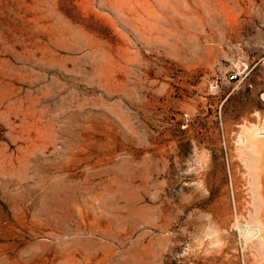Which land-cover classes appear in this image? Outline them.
Listing matches in <instances>:
<instances>
[{"label":"rangeland","instance_id":"1","mask_svg":"<svg viewBox=\"0 0 264 264\" xmlns=\"http://www.w3.org/2000/svg\"><path fill=\"white\" fill-rule=\"evenodd\" d=\"M263 121L264 0H0V264H264Z\"/></svg>","mask_w":264,"mask_h":264},{"label":"bare ground","instance_id":"2","mask_svg":"<svg viewBox=\"0 0 264 264\" xmlns=\"http://www.w3.org/2000/svg\"><path fill=\"white\" fill-rule=\"evenodd\" d=\"M252 128H254V127H252ZM253 130H255V129H253ZM252 131L250 133H249V131L248 132L243 131L245 133L243 134V132H242L243 135L242 134L241 135H242L243 142L244 143L246 142L250 146V149H251L250 152H252V153L256 152L257 155H255V157H257V159L259 157L258 161H257V159L254 158L257 161L254 163L257 166H254V167L255 168L258 167L256 169L258 171V176H257V173H255L258 180H256L257 178H255L254 180H256L258 182L257 187H259V188H257L255 185V187H256L255 190L252 189L255 191L254 195H255V193H257V196L255 195L256 196L255 200L258 201L257 202L254 200L253 206H254V202H255V205H256V203H259V205H258L259 208H256L257 207V205H256V207H255L256 209L254 208V210H255L254 213L250 217L249 221H247L246 224H244L241 227V229L243 228L242 231L245 233V234L243 233V237L245 236L244 238H246V240L251 242L252 248L255 247L254 250L257 251L258 254L259 253L261 254L262 259L264 261V121H263V124L261 126L256 127V130L254 132H252ZM240 139H241V137L239 138V141H241ZM252 149H254V150L252 151ZM252 153H251V155H252ZM246 155H244L243 157H245ZM249 155H250V153H249ZM247 156L245 158L249 157V156L248 157ZM246 160H248V159H246ZM250 167H252V166H250ZM257 182H255V183H257ZM256 189L258 192L256 191ZM241 229H240V233H241Z\"/></svg>","mask_w":264,"mask_h":264},{"label":"built area","instance_id":"3","mask_svg":"<svg viewBox=\"0 0 264 264\" xmlns=\"http://www.w3.org/2000/svg\"><path fill=\"white\" fill-rule=\"evenodd\" d=\"M237 78H238V74L237 73H234V74H232V75H230L229 76V81H236L237 80Z\"/></svg>","mask_w":264,"mask_h":264}]
</instances>
